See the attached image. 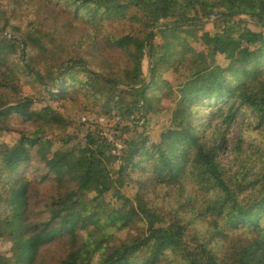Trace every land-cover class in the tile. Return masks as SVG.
I'll return each mask as SVG.
<instances>
[{"label": "trees", "instance_id": "1", "mask_svg": "<svg viewBox=\"0 0 264 264\" xmlns=\"http://www.w3.org/2000/svg\"><path fill=\"white\" fill-rule=\"evenodd\" d=\"M2 1L0 136L21 138L0 143V239L19 264H264V0ZM29 2L47 8L28 24L50 46L24 34ZM206 21L214 32H187ZM229 35L258 44L242 48ZM90 45V61L74 54ZM219 55L226 63L208 73ZM12 60L51 99L89 83L101 118L121 134L90 128L77 144L85 162L62 150L43 157L37 131L60 128L59 114L7 82ZM173 76L188 85L159 142L123 138L127 121L143 124V104L164 109ZM145 161L176 177L147 180L138 207L121 188Z\"/></svg>", "mask_w": 264, "mask_h": 264}, {"label": "rangeland", "instance_id": "2", "mask_svg": "<svg viewBox=\"0 0 264 264\" xmlns=\"http://www.w3.org/2000/svg\"><path fill=\"white\" fill-rule=\"evenodd\" d=\"M0 4L5 6L6 3L0 0ZM27 5V16L24 17V20L21 22V25L24 28V34L32 38H41L50 46L51 38L45 34H40L34 26L32 27L28 24L30 21L37 24V21L43 19L45 16L44 12L47 8L42 7L43 10H39L37 3L34 2H29ZM20 13L23 12L20 11ZM82 24L86 26V28L88 27L85 21H83ZM105 25L110 29L112 28L109 23H106ZM249 29L253 31L258 30V28L253 25H250ZM186 30L195 38L214 32L213 23L208 21L199 23L194 27H189ZM156 35L158 38L155 37V42L161 43L162 40L158 32H156ZM229 39L233 43H238L242 48H252L258 44L253 35L245 36L243 38H240L239 35H229ZM101 45L105 49V55L108 59H111L114 55H116L115 50L111 46L106 49L107 41L103 37L101 38ZM92 49L93 46L91 45L81 47L76 49L74 54L90 61L89 53ZM92 62L100 68H103L102 59L99 56L95 57ZM224 63H226L225 59L223 56L219 55L216 61L213 62L211 69L208 70V73L213 72L220 64ZM148 64L149 61L146 58L144 61L145 70H147ZM3 68L7 74V82L16 85L19 88L22 97H35V109L40 110L45 107H50L59 114L60 128L47 127L37 131L39 137L38 149L43 157L49 158L55 151L62 150L65 152H72L80 161L85 162L86 159L82 153H80V149L77 147V144L84 141L85 135L90 128L100 126L108 135H112L111 133L115 132L121 134L120 131L114 130L115 122H111L109 124L107 120L101 118V104L96 102L93 98L94 93L89 83H83L78 87H71V93L65 94L61 98L51 99L43 93L39 84L31 80V78L27 77L25 73L22 72L23 69L17 64V62L13 60L12 62H3ZM171 84L173 86V94L167 95L166 98H163L162 102L165 104L164 109L158 112L151 108L148 104H143L142 110L144 119L140 120L143 124L137 121L134 123L130 120L127 121L126 125L131 128L129 131L123 133V138L128 140V138H131L132 136L148 134L153 142H159L161 133L166 130L172 122L173 111L175 104L180 97V92L188 85L187 81L180 84V80L176 76L171 78ZM172 96L174 97L173 101L170 99ZM238 134L239 132L236 129L232 136L233 143L237 141ZM20 138L21 136L18 132L8 130L0 136V143L6 142L8 145L14 146L20 141ZM119 145L121 146L120 148H122L120 143ZM230 150L231 148L225 149L224 155L221 157L223 162H228L230 160ZM143 165L146 166V169L130 171L127 183L121 188L123 193L135 200L138 207L142 206L139 199V193L145 189V182L147 180L161 177L171 182L176 177L174 173L170 174L159 168L157 169V163L154 166L153 164L145 161ZM85 167L83 168L85 169ZM106 199L112 202L114 206L115 201L111 193L107 194ZM18 260L20 259L17 258V255L14 253L12 245L3 239H0V264H19Z\"/></svg>", "mask_w": 264, "mask_h": 264}, {"label": "built area", "instance_id": "3", "mask_svg": "<svg viewBox=\"0 0 264 264\" xmlns=\"http://www.w3.org/2000/svg\"><path fill=\"white\" fill-rule=\"evenodd\" d=\"M120 147H121V146L119 145V143H117V144H116V149H117V150H120V149H121Z\"/></svg>", "mask_w": 264, "mask_h": 264}]
</instances>
